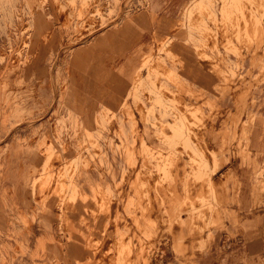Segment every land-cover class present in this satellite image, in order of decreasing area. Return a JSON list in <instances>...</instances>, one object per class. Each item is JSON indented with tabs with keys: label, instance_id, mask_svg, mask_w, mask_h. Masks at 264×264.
<instances>
[{
	"label": "rangeland",
	"instance_id": "1",
	"mask_svg": "<svg viewBox=\"0 0 264 264\" xmlns=\"http://www.w3.org/2000/svg\"><path fill=\"white\" fill-rule=\"evenodd\" d=\"M164 1L167 0H0V95L3 94L9 112L16 115L33 113L36 106L32 105L37 98L42 100L40 115L50 110V105L45 103L48 102L45 100L47 92L39 94L28 89L34 92L30 96L37 97L25 103V94L17 91L26 92L22 89L27 85L20 71L23 66L35 65L40 74L34 75L42 77L43 82L47 80L49 66L55 60L49 56L48 49H58V45L50 42L52 28L66 33V39L60 42L57 63L64 64V47L70 45L72 56L67 59L74 66L88 65L95 86L99 87L97 83L103 79L95 76L104 75V69L116 73V38H127L128 33L143 37L147 16L156 24L167 14L172 20L170 37L156 36L147 50H139V62L130 79L132 102L127 100L116 110L104 100L112 91L107 88L96 92L89 110L78 105L76 108L80 109L76 111L65 106L63 94V103L54 110L56 120L50 125L52 137L39 139L45 160L42 166L32 170L35 174L32 189L42 209L54 196L62 214H68L84 197L87 200L83 209L91 225L96 224L101 214L111 216L114 212L113 217L116 215L108 226L99 225L98 235L92 234L88 219H81L80 223L90 229L89 233L81 234L87 237L88 248L96 252V264H121L125 255L131 256V241L135 246L137 243L136 248L139 246L141 255L139 251L137 254L145 257L143 260L138 256L139 264H171L172 261L198 264L199 254L209 251L211 246L225 243L236 246L246 218L235 209L242 187L241 174L248 193L246 214L264 213V136L261 145L252 136L254 123L264 135V113L255 112L259 103L254 96L257 85L264 80V57L260 62L254 60L247 70L242 63L246 54L258 55L264 51V0H186L179 10L180 20L175 4L172 9H165ZM122 6L127 9L122 10ZM123 14L136 17L135 24L130 26L120 21ZM50 23L52 25L48 26ZM178 33L180 37L188 36L189 43L200 55L206 52L203 48L217 54L216 66L212 67L220 79L216 97L178 74V65L183 66L181 58L173 52ZM220 48L238 60L228 63ZM257 68L259 74L254 75L253 70ZM122 70L126 71L125 66ZM167 73L178 77L180 84L187 88L188 93L184 94L189 99L184 102L187 104L181 100L184 95H180L176 80ZM12 78L17 82L14 87L10 83ZM158 84L163 85L158 88ZM230 95L234 97L233 109L222 104ZM136 107L142 109L141 112ZM61 112H67L66 116H61ZM90 112L94 119L87 124L84 114ZM44 127L47 130L49 124ZM116 139H120L121 144ZM119 159L128 166L121 170L120 176L124 172L127 177L121 183L116 178L115 168ZM174 160H181L180 170ZM217 161L218 168L215 167ZM129 166L132 171L128 170ZM90 169L109 173L117 182L109 179L101 186L89 184L87 190L80 178ZM150 181L155 182V186L150 185ZM76 183L80 185L75 186ZM99 197L102 198L100 203L96 201ZM91 203L95 208H90ZM115 205L119 206L117 214ZM72 223V219L66 221L65 218L62 224L71 227ZM217 251L218 257L223 259L241 250L222 248ZM92 260L93 257L87 258L81 264ZM126 261L123 263L130 264Z\"/></svg>",
	"mask_w": 264,
	"mask_h": 264
},
{
	"label": "crops",
	"instance_id": "2",
	"mask_svg": "<svg viewBox=\"0 0 264 264\" xmlns=\"http://www.w3.org/2000/svg\"><path fill=\"white\" fill-rule=\"evenodd\" d=\"M185 1L167 0L164 1L167 4L164 8L172 9L175 4L177 17L180 20L179 10L181 7L183 9ZM126 9V6H122V10ZM124 14L120 21H124V24H129L130 26L133 23L135 24L136 17L130 18L132 16L129 17ZM147 17L148 20L144 22L146 30H144L143 37L138 38L137 35L128 33L126 35L127 38L122 36L119 39L116 38V73L112 70L104 69L102 71L104 75L95 76V78L103 79L101 83H97L99 87L95 86L96 82L92 77L93 72L90 71L88 65L74 66L70 59H67L72 56L70 45L64 47V64L57 63V58L60 57V42L66 39L64 38L66 33L63 34L58 32L57 28H52L50 42L58 45V49L53 47L48 49L49 56L54 57L55 60L49 66L47 80L43 82L42 77L34 75L40 74L35 65L23 66L20 71L24 74L27 85H24L25 87L22 86V89H26V92L17 91L20 94H25V103H28V100L32 97L30 95L34 93L28 92V89L35 90V93L39 94L47 92L48 96L45 97V100H48V102H45V100L44 102L50 105L49 112L45 115H40L42 100L37 98L38 100L36 99L32 105L36 106L32 110L33 113L28 112L26 115L13 114L6 107L3 94L0 95V264H81L87 258H92L83 244L85 240L81 235L82 232L89 233L90 230L86 227L87 225L80 223L82 217L88 219L83 209V204L76 206L78 211L72 210L73 212H68V217L74 223L73 226L68 227L62 224L61 214L63 211L56 204L58 202L57 198H51L44 209L37 203L32 189V182L35 176L32 170L42 166L45 160L39 148V139L42 136L50 135L52 137L53 128L50 125L51 122L56 120L55 115L57 113H54V110L58 108L57 105L63 103L61 101L63 94L66 96L65 106L76 111L80 109L76 108L78 105L88 108L89 104L94 102L97 96L96 92L107 88L112 89V91L110 90L109 95L104 100L111 107H116V110L127 100L132 102L130 90L133 83L130 79L132 70L137 67L139 62V50H145V48L147 50L149 44L154 42L156 36L170 37L172 34V20L168 18L169 14L164 15L161 23L157 24L151 20V16ZM51 25V23L48 24V26ZM173 50L183 63L182 67L180 65L177 67L178 74L188 83L194 84L196 88L208 91V93L216 97L220 79L216 74V70L214 69V71L211 66L215 67L214 58H216L217 54L213 53L211 49L203 48L202 51L205 50L206 52L200 55L196 47L189 43L188 36L183 35L180 37V33H178L175 40ZM220 51L226 57L228 63L238 60L235 55L227 53L224 48H220ZM263 57L264 51L259 52L258 55H254V53L246 54V58L242 61L244 70L249 69L254 60L260 62ZM123 66H125L126 71L122 70ZM253 72L254 75L259 74V68L253 70ZM10 83L14 87L17 82L13 81L12 78ZM65 87L66 90H64ZM17 89H20V87H17ZM254 96L257 103H259L255 112L263 114L264 80L257 85ZM36 97L35 95L32 98ZM188 100V98H185L186 102ZM233 103L234 97H231V95L229 97L226 96L222 102L225 107H230L231 109H233ZM73 105L74 107H72ZM91 112L84 114L87 124H90V121L93 123L94 118L90 116ZM59 114L66 116L67 112ZM256 120L257 118L255 122ZM47 123L49 127L45 130L44 125ZM252 136L261 145V139L264 135L256 123H254ZM116 142L121 144L120 139H116ZM123 167H128L126 162L120 159L116 160L115 168L118 180ZM104 175L108 176V179L113 180L109 173L106 174L100 169H90L80 179L85 188L89 190V183L93 185L104 184L105 181L102 178ZM241 181L239 203L235 205V209L242 213L243 218H246L243 221L244 225H242L243 229L238 244L230 246V244L225 243L219 246H211L209 251L199 254L197 257L198 264H264V213L257 216L246 214L248 193L245 188L246 182L243 174H241ZM89 205L90 208H95L94 204L91 203ZM101 223V220H99L96 224L93 223L92 226L89 220L92 234H99V225ZM222 248L240 249L241 251L231 252L227 258L221 259L218 257L217 250ZM171 264H176V261H172Z\"/></svg>",
	"mask_w": 264,
	"mask_h": 264
},
{
	"label": "bare ground",
	"instance_id": "3",
	"mask_svg": "<svg viewBox=\"0 0 264 264\" xmlns=\"http://www.w3.org/2000/svg\"><path fill=\"white\" fill-rule=\"evenodd\" d=\"M226 3H227V6H228V3H229V2H226ZM227 6H226V7H227ZM223 8H225V7H224V4H223ZM204 58H206V57H204ZM206 60H207V59H206ZM12 62H15V61H12ZM9 63H10V62H9ZM15 63H16V62H15ZM156 63H157V62H156ZM13 64H14V63H13ZM158 64L160 65V62H158L157 65H158ZM161 64L163 65V63H161ZM153 65H154V64H153ZM153 65H152V66H153ZM157 65H156V67H157ZM205 65H206V63H205ZM213 65H214V64H213ZM154 66H155V65H154ZM154 66H153V67H154ZM207 66H208V64H207ZM210 66H211V65H210ZM215 66H216V64H215ZM153 67H152V68H153ZM160 67H161V65H160ZM160 67H159V68H160ZM162 67H163V66H162ZM162 67H161V68H162ZM211 67H214V66H211ZM149 71H150V70H149ZM151 71H152V70H151ZM168 74H170V77H171V78H173L174 80H176V82H177L176 84H178V87L180 88L179 90L181 91V94H180V95H184L185 93L187 94V93H188V92H186V91H187V88H186L184 85L180 84L178 77L174 76V75L171 74V73H167V75H168ZM168 76H169V75H168ZM226 78H227V77H226ZM137 80H138V79H137ZM139 81H140V80H139ZM154 84H156V82H155ZM161 85H163V84H158L157 87L160 88ZM136 87H137V85H136ZM138 88H139V86H138ZM236 88H237V87H236ZM188 89H189V88H188ZM155 91H156V90H155ZM161 91H162V90H161ZM165 91H166V90H165ZM189 91H191V90H189ZM167 92H168V91H167ZM134 93H135V92H134ZM165 93H166V92H165ZM165 93H164V94H165ZM169 93H170V92H169ZM164 94H163V95H164ZM178 94H179V93H178ZM151 95H152V94H151ZM138 96H139V95H138ZM164 96H166V95H164ZM167 96H168V95H167ZM169 96H170V95H169ZM185 96H186V95H184V98L181 99L183 103L185 102ZM140 97H141V96H140ZM149 97H150V96H149ZM153 97H154V96H153ZM192 97H193V96H192ZM196 97H197V96H196ZM200 97H201V96H200ZM165 98H166V97H165ZM135 99H136V98H135ZM142 99H143V98H142ZM146 99H147V98H146ZM152 99H154V98H152ZM199 99H200V98H199ZM199 99H198V100H199ZM137 100H138V99H137ZM200 101H201V100H200ZM203 101H204V100H203ZM239 101H240V100H239ZM126 103H127V102H126ZM139 103H140V102H139ZM203 103H205V102H203ZM143 104H144V103H143ZM184 104H187V103H184ZM197 104H198V103H197ZM141 106H142V105H141ZM139 107H140V106H139ZM166 107H167V106H166ZM136 108H137V107H136ZM142 108H144V106H143ZM137 109H139V108H137ZM137 109H136V110H137ZM141 110H142V109H141ZM141 110L139 109L138 112H139V111L141 112ZM216 111H217V109H216ZM142 112L144 113V111H142ZM166 112H167V111H166ZM173 112H174V111H173ZM175 112H176V111H175ZM214 112H215V111H214ZM133 113H134V112H133ZM176 113H177V112H176ZM216 113H218V112H216ZM216 113H215V114H216ZM133 116H134V115H133ZM142 116H143V115H142ZM145 116H146V115H145ZM143 117H144V116H143ZM180 117H182V116H180ZM130 118H131V117H130ZM174 118H175V117H174ZM182 118H183V117H182ZM211 118H212V117H211ZM132 119L134 120V118H132ZM144 119H145V118H144ZM145 120H146V119H145ZM135 122H136V120H135ZM142 122H143V121H142ZM136 123H137V122H136ZM183 132H184V131H183ZM180 133L182 134V132H180ZM138 134H140V133H138ZM177 134H178V133H177ZM183 134H184V133H183ZM121 135H122V134H121ZM134 135H135V134H134ZM170 135H172V132L170 133ZM170 135H169V136H170ZM185 136H186V135H185ZM136 137H137V136H136ZM141 137H142V136H141ZM126 138H127V137H126ZM139 138H140V137H139ZM140 139H141V138H140ZM128 141H129V140H128ZM125 142H126V141H125ZM138 142H139V141H138ZM94 151H95V150H94ZM98 151H99V150H98ZM133 154H134V153H133ZM140 158H141V157H140ZM172 161H173V160H172ZM174 161L177 162V160H174ZM139 162H140V161H139ZM143 162H144V161L142 160V162H141V166H142V167H143ZM137 163H138V162H137ZM173 163H174V162H173ZM217 163H218V164L215 165L216 168H218V166H219V162H218V161H217ZM175 164H176V163H175ZM180 164H181V160L177 162V165H176V166L179 168V167H180ZM130 166L132 167V165H130ZM130 166H129L128 170H131V167H130ZM135 166H136V165H135ZM151 166H152V165H151ZM174 166H175V165H174ZM177 167H176V168H177ZM133 168H134V166H133ZM137 168H138V167H137ZM174 168H175V167H174ZM155 170H156V169H155ZM179 170H180V168H179ZM131 171H132V170H131ZM144 171H145V170H144ZM144 171H142V172H144ZM171 171H172V170H171ZM177 171H178V170H177ZM177 171H176V172H177ZM156 172H157V171H156ZM123 173H124V172H123ZM123 173H122V175H121L120 178H119L120 183H121L123 180H127V177H124L125 174L123 175ZM127 173H128V172H127ZM140 173H141V171H140ZM73 174H74V173H73ZM128 174H129V173H128ZM144 174H146V173H144ZM175 174H176V173H175ZM140 175H141V174H140ZM149 175H150V174H149ZM75 176H76V175H75ZM107 177H108V176H107ZM107 177H106V175H104V177H102V178H104L105 184H107V183L109 182V179H108ZM145 177H146V176H145ZM152 177H153V176H152ZM177 177H178V176H177ZM177 177L175 178L176 180L178 179ZM135 178H136V177H135ZM139 178H140V177H139ZM141 178H142V177H141ZM148 178H149V176H148ZM148 178H147V179H148ZM150 178H151V177H150ZM154 179L156 180V177H155ZM143 180H144V177H143ZM150 180H152V179H150ZM155 180H154V181H155ZM157 180H158V179H157ZM176 180H175V182H176ZM112 181H113V182H117V179L114 178V176H113V180H112ZM145 181L148 182L149 179H148V180L145 179ZM73 182H74V181H73ZM80 182H81V181H80ZM137 182H138V181H137ZM137 182H136V183H137ZM151 182H152V181L149 182L150 185H154V183H155L156 181H155V182H152L153 184H151ZM177 182H178V181H177ZM127 183H130V182H127ZM144 183H145V182H144ZM160 183H161V182H160ZM89 184H90V183H89ZM137 184H138V183H137ZM173 184H174V183H173ZM77 185H80V183H78V184L76 183L75 186H77ZM101 185H102V184H99V186H101ZM122 185H123V183H122ZM150 185H149V186H150ZM156 185H159V184L157 183ZM178 185H179V183H178ZM154 186H155V185H154ZM154 186H152V188H153ZM162 186H164V185H161V187H162ZM176 186H177V185H176ZM145 187H146V186H145ZM150 187H151V186H150ZM156 187H157V186H156ZM156 187H154V188H156ZM172 187H173V186H172ZM119 188H120V186L118 187V189H119ZM123 188H125V187H123ZM146 188H147V187H146ZM146 188H145V189H146ZM157 188H160V187H157ZM162 188H163V187H162ZM145 189H144V190L142 189V190L146 192ZM171 189H173V188H171ZM175 189H176V187H175ZM175 189H173L174 192H175ZM124 190H125V189H124ZM124 190H123V191H124ZM127 190H128V188H127ZM142 190H140V191H142ZM147 190H148V189H147ZM150 190H152V189H150ZM159 190H160V189H159ZM123 191H122V193H123ZM125 191H126V190H125ZM130 191H131V189H130ZM143 191H142V194H143ZM154 191H155V193H156V190H154ZM154 191H153V193H154ZM157 191H158V189H157ZM161 191H162V190H161ZM166 191H167V190H166ZM148 192H149V191H148ZM174 192H173V193H174ZM139 193H140V192H139ZM164 193H165V192H164ZM166 193H167V192H166ZM129 194H130V193H129ZM140 194H141V193H140ZM156 194H158V193H156ZM156 194H155V195L153 194V196L155 197ZM161 194H163V193H161ZM124 195H125V194H124ZM134 195H135V194H134ZM164 195H165V194H164ZM125 196H126V195H125ZM138 196H139V195H138ZM161 196H163V195H161ZM163 197H164V196H163ZM53 198H54V196H53ZM55 198H57V197H55ZM86 200H87V198L82 197V199H81V200H78L76 203H78V205H82L84 202H86ZM96 201L100 203V202H102V198L99 197L98 200H96ZM147 201H148V200H147ZM147 201H145L146 204H147ZM155 201H156V199H155ZM145 202H144V204H145ZM153 202H154V201H153ZM159 202H160V201H159ZM138 203H139V202H138ZM142 203H143V202H142ZM142 203H141V204H142ZM151 203H152V202H151ZM111 204H112V203H111ZM113 205H114V204H113ZM155 205L157 206V210H159L160 206L158 205V203L155 204ZM84 206H85V205L83 204V207H84ZM99 206H100V204H98V208L100 209ZM101 206H102V204H101ZM141 206H142V205H141ZM115 207H116V209H117V210L115 211L116 214H117V211H118V207H119V206H118V205H115ZM144 207H145V206H144ZM144 207L142 206V208H144ZM150 207H151V206H150ZM146 208H147V207H146ZM163 209H164V208H163ZM74 210H75V211H78V207H76ZM114 210H115V209H114ZM120 210H121V209H120ZM145 210H146V209H145ZM84 211H85V210H84ZM100 211H101V210H100ZM134 211H135V210H134ZM72 212H73V211H72ZM111 212H112V210H111ZM147 212H148V211H147ZM85 213H86V211H85ZM109 213H110V212H109ZM138 213H139V212H137V214H138ZM73 214H74V213H73ZM86 214H87V213H86ZM99 214H100V213H99ZM114 214H115V213L112 212V214H111L112 217H111L109 214H106V215L101 214V215L97 218V220H98V221L101 220V222H102L101 224L106 223V225L108 226L109 224H111V222H113L111 219L114 218V217L116 216V215H115V216L113 217ZM141 214H142V211H141ZM145 214H147V213L145 212ZM61 215H62V220L65 221V218H66V221L69 220V217H68V215H67L66 213H63V214H61ZM120 215H121V213H120ZM88 216H89V215H88ZM119 217H120V216H119ZM134 217H135V216H134ZM145 217H146V215H145ZM141 219H142V218H141ZM117 220H118V219H117ZM119 220H120V218H119ZM124 220H125V219H124ZM133 220H134V219H132V221H133ZM98 221H96V223H97ZM120 221H121V220H120ZM122 221H123V220H122ZM72 222H73V221H72ZM117 222H119V221H117ZM123 222H125V221H123ZM108 223H109V224H108ZM125 223H126V222H125ZM66 224L69 225V222H66ZM101 224H100V225H101ZM120 224H122V223H120ZM123 224H124V223H123ZM123 224H122V225H123ZM71 225H74V224L72 223ZM125 225H126V224H125ZM118 226H119V225H118ZM138 226H139V225H138ZM133 228H134V227H133ZM113 229H114V231L116 232V225H115V227H113ZM127 230H128V229H127ZM109 231H110V230H109ZM130 231H131V230H130ZM135 231H136V230H135ZM119 232H120V231H119ZM133 232H134V231H133ZM133 232H132V233H133ZM121 233H123V232H121ZM121 233H120V234H121ZM129 234H130V236H131V233H129ZM129 234H128V235H129ZM81 235H82V234H81ZM123 235H124V234H123ZM134 236H135V235H134ZM136 236H138V235H136ZM120 237H122V236H120ZM120 237H119V238H120ZM132 237H133V236H132ZM140 237H141V236H140ZM82 238H84L83 235H82ZM138 238H139V236H138ZM116 239H117V237H116ZM84 240H85V242H84L83 244H84L85 248H86L87 251L89 252L90 257H93V260H92L91 263H90V261H88V262H86L85 264H96V262H95V259H97V258H96V257H97L96 252H94V251L90 250V248H88V246H89V242H88L87 237L84 238ZM124 240H125V239H124ZM132 240H133V239H132ZM119 241H120V239H119ZM125 241H126V240H125ZM121 242H122V241H121ZM133 242H134V241H131V243H130V247H131V251H132V252H131V256H130V255H125V256L123 257V260L126 261V259H127L128 262H127V261H126V262H127V263H130V264H139L138 258L140 257L139 254H140L141 251L138 249L139 246L136 248L137 243H136V246H135V244H134ZM122 243H124V242H122ZM119 244H121V243L119 242ZM124 245H125V244H124ZM46 250H47V249H46ZM138 251H139V254H137ZM46 252H47V251H46ZM140 255H141V254H140ZM138 256H139V257H138ZM94 257H95V258H94ZM126 257H128V258H126ZM140 258H141V257H140ZM142 258H143V257H142ZM142 258H141V259H142ZM144 258H145V257H144ZM144 258H143V260H144ZM141 259H140V260H141ZM155 260H156V259H155ZM124 261H122L121 264H122ZM156 261H157V260H156ZM123 264H124V263H123Z\"/></svg>",
	"mask_w": 264,
	"mask_h": 264
}]
</instances>
